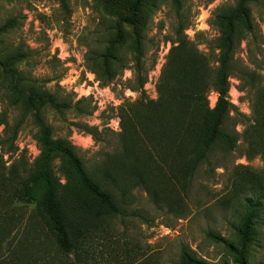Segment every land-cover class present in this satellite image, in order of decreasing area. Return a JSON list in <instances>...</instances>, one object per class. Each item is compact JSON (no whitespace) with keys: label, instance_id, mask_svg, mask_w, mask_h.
I'll return each mask as SVG.
<instances>
[{"label":"rangeland","instance_id":"1","mask_svg":"<svg viewBox=\"0 0 264 264\" xmlns=\"http://www.w3.org/2000/svg\"><path fill=\"white\" fill-rule=\"evenodd\" d=\"M236 1L157 0L152 11L144 12L147 17L141 35L149 72L143 89L148 98L157 96L156 83L173 26L186 24L184 33L215 66L214 39L218 33L210 20L219 7ZM102 2L67 0L66 11L58 0H0V24L8 17L17 19L16 27L1 38V46L23 45L29 57L20 69L63 105L61 109L46 106L38 120L33 112L23 113L20 103L9 100L5 89H0V174L4 178L14 172L25 173L33 164L39 154L35 134L42 124L51 127L54 138H65L75 145L89 171L118 147L117 106L124 100H135L139 93L126 87L131 79L126 50L121 53L122 60L110 68L112 82H105L101 55L117 28L116 21L104 13ZM248 5L253 22L264 35V0H248ZM235 60L255 69L247 60L244 41L236 49ZM260 60L256 82L264 86V53ZM229 82V98L238 114L232 112L224 128L237 136V146L233 152H211L209 162L199 166L182 216L156 206L142 188L130 189L121 203V214L102 220L99 229L80 240L77 250L65 253L35 229L34 203H11V192L4 185L0 187V211L8 220L0 231L4 237L1 253L13 261L11 264H179L184 246L207 264H233L226 245L211 240L206 233L211 230L236 241L234 226L242 215V202L225 207L219 201L229 190L230 174L243 169L240 165L251 167L264 178V155L249 152L245 138L252 124L254 89L239 91L245 83L233 76ZM215 101L216 93L211 90L209 105L214 106ZM84 125L97 128V140L80 128ZM53 168L63 182L58 160ZM261 203L255 235L246 250L249 264H264V191Z\"/></svg>","mask_w":264,"mask_h":264},{"label":"trees","instance_id":"2","mask_svg":"<svg viewBox=\"0 0 264 264\" xmlns=\"http://www.w3.org/2000/svg\"><path fill=\"white\" fill-rule=\"evenodd\" d=\"M58 1L67 11V0ZM156 3L157 0L102 2L104 13L116 21L117 28L101 55L107 73L105 82H112L114 73L110 68L122 60L121 53L126 50L131 61V79L126 87L139 93L135 100H124L117 106L118 147L89 171L75 145L65 138H54L51 127L42 124L35 134L39 154L30 168L25 173L14 172L10 178L0 174V187H9L11 203H34L35 229L42 231L44 239L60 252L77 250L80 240L99 229L102 220L121 214V203L130 189L142 188L156 206L182 216L199 166L209 162L211 152H233L237 146V136L224 128L230 114H238L229 98L231 76L245 83L239 91L254 89L253 115L249 118L252 124L245 138L249 152L264 155V86L257 84L255 71L264 53V35L253 22L248 0L219 7L212 16L210 24L218 33L214 39L215 66L209 55L184 33L186 24L177 22L173 26L153 99L143 89L149 67L141 31L146 24L144 12L152 11ZM16 25L15 17L0 24V89H5L9 100L20 103L23 113L33 112L41 120L39 114L46 106L61 109L63 105L20 69L19 65L29 57L23 45L1 46V38ZM242 41L246 44L247 60L255 69L235 60ZM211 90L216 93L212 107L208 102ZM80 128L98 139L97 128ZM55 160L59 161L63 182L54 172ZM239 167L243 169L233 170L229 190L219 201L225 207L242 202V215L234 226L236 241L211 230L206 236L226 245L233 264H249L246 250L263 209L264 178L249 166ZM7 220L0 211V231L5 229ZM3 241L0 235V245ZM11 263L0 250V264ZM179 264L207 262L183 246Z\"/></svg>","mask_w":264,"mask_h":264}]
</instances>
